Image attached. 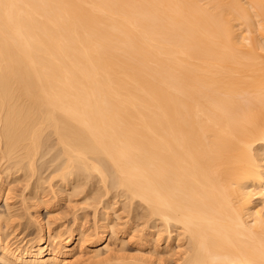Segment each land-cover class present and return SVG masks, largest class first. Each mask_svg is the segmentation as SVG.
Segmentation results:
<instances>
[{
  "label": "bare ground",
  "instance_id": "6f19581e",
  "mask_svg": "<svg viewBox=\"0 0 264 264\" xmlns=\"http://www.w3.org/2000/svg\"><path fill=\"white\" fill-rule=\"evenodd\" d=\"M1 203L0 264H264V0H0Z\"/></svg>",
  "mask_w": 264,
  "mask_h": 264
},
{
  "label": "rangeland",
  "instance_id": "374dc122",
  "mask_svg": "<svg viewBox=\"0 0 264 264\" xmlns=\"http://www.w3.org/2000/svg\"><path fill=\"white\" fill-rule=\"evenodd\" d=\"M45 173H46V171L44 173L42 172V174H43L42 176L45 177L46 176ZM92 186H94V185L92 184ZM22 187L23 186L20 185V183H15V184L12 183V185L10 186L11 191L9 193L10 194L9 196L12 198V202H17L18 205L21 204V199H22L21 193L23 192ZM94 187L97 188V186H94ZM83 196H84V193L72 195L71 197H68L66 194L62 193V194H57V196L53 198V195H51L47 192L46 196L44 195L43 200H45V202L47 203V205L49 207H51V209L42 208L41 209V218L44 221H47V219L51 220L50 222L53 223L52 228L57 226V225H60V226H62L61 227L62 230L65 231L68 228L70 229V227H71V229L73 228V223H74L73 219L76 217V220H77L78 224L80 225L79 227H80L81 231L82 230L86 231V229L91 231L92 225H94V222H93L94 221L93 220V217H94L93 209L94 208L92 209L93 206L88 205V202L90 203V201H86L87 202V204H86L85 200H83ZM109 197H110V203H112L111 204L112 208H111V210H106L107 213L110 214V215H108V219L112 222L115 221L116 224L115 223L114 224L117 226L115 230L119 231V232H117L118 238L116 237L117 238L116 241L114 240L117 243L116 244H115V242L113 243V245L115 246L114 248L116 249V251L120 255H123V256L128 255V254L129 255H135L136 254V245L138 243H140L138 241V239L140 236H142L140 234L144 235V233H145L146 236L147 235L149 236V234H150L149 232H153L154 230H150V229L146 230L147 227L145 228L144 221L141 220L139 217H137V214L139 213V211L137 210V212H136V211L131 210V208L129 209V207H124L122 205L123 198L117 197L115 195L114 191L110 192ZM0 206H2V203L0 204ZM99 209L97 211H99ZM101 211H102V209H101ZM106 211H104V212H106ZM113 213H115V214L113 215ZM99 224H102V221H100ZM63 227H64V229H63ZM142 230H146V231H142ZM30 231L32 233V236H34L36 233L35 227L31 226ZM65 237H66V235H65ZM149 237H148V239L150 241L152 240L151 241V243H152L155 238L154 237L149 238ZM90 238L92 239V237H90ZM144 238H145V235H144ZM163 238H164V236H163ZM119 239H121V240H119ZM122 240H123V242H122ZM175 243L176 242L170 243L171 247H169L168 249L174 248L173 250H175L176 249L175 247L177 246V243L176 244ZM164 244H165L164 242L158 243V245H162V247ZM164 251H166V249ZM170 251H171V249H170ZM86 252H84V253H86ZM83 258L86 259L87 257H83ZM85 259L82 260L81 264H86V263H83V261Z\"/></svg>",
  "mask_w": 264,
  "mask_h": 264
}]
</instances>
